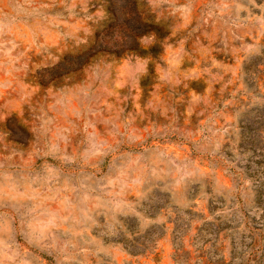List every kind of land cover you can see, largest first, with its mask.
I'll return each mask as SVG.
<instances>
[{
	"label": "rangeland",
	"instance_id": "obj_1",
	"mask_svg": "<svg viewBox=\"0 0 264 264\" xmlns=\"http://www.w3.org/2000/svg\"><path fill=\"white\" fill-rule=\"evenodd\" d=\"M92 1L0 0V264H264V0H121L66 67Z\"/></svg>",
	"mask_w": 264,
	"mask_h": 264
},
{
	"label": "trees",
	"instance_id": "obj_2",
	"mask_svg": "<svg viewBox=\"0 0 264 264\" xmlns=\"http://www.w3.org/2000/svg\"><path fill=\"white\" fill-rule=\"evenodd\" d=\"M103 3L102 5V11H103V16L101 21L99 22L95 33L93 35V38L91 41H89L88 47L80 52H77L73 54L72 56L70 54L65 55L63 57V65L64 66H69V63L71 61H74L77 63V67H81L86 59L97 53V52H112L115 55H118L122 51V46L117 47L115 49H112L106 45L107 41H104V36L112 31V28L114 30H118V27L123 26L125 21L127 20L128 15H124V13L119 12V9L121 8V0H99ZM125 2L129 0H124ZM92 2H95L93 0ZM131 3L133 6H135L136 0H131ZM65 6L63 7H58V8H51L48 10V13L50 14H55L58 16H65L68 12L72 13L74 16L79 14L75 9L72 10H65ZM121 13V14H120ZM142 31H133L128 35V39H130V44L129 46L133 48V45H135L134 42V37H137L141 35ZM105 42V43H104ZM64 67V68H66Z\"/></svg>",
	"mask_w": 264,
	"mask_h": 264
}]
</instances>
